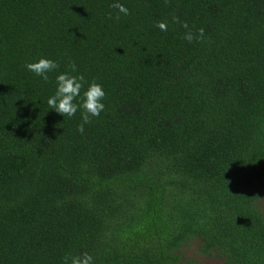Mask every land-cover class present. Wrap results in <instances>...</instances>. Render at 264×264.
<instances>
[{
	"label": "trees",
	"instance_id": "16d2710c",
	"mask_svg": "<svg viewBox=\"0 0 264 264\" xmlns=\"http://www.w3.org/2000/svg\"><path fill=\"white\" fill-rule=\"evenodd\" d=\"M263 198L264 0H0V264H264Z\"/></svg>",
	"mask_w": 264,
	"mask_h": 264
},
{
	"label": "rangeland",
	"instance_id": "374dc122",
	"mask_svg": "<svg viewBox=\"0 0 264 264\" xmlns=\"http://www.w3.org/2000/svg\"><path fill=\"white\" fill-rule=\"evenodd\" d=\"M259 207L264 212V198L259 202ZM197 245L198 242L195 241L181 249V260L184 264H224L222 258L201 254Z\"/></svg>",
	"mask_w": 264,
	"mask_h": 264
}]
</instances>
